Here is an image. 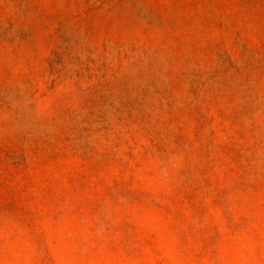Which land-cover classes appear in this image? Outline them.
Segmentation results:
<instances>
[{
    "label": "rangeland",
    "instance_id": "rangeland-1",
    "mask_svg": "<svg viewBox=\"0 0 264 264\" xmlns=\"http://www.w3.org/2000/svg\"><path fill=\"white\" fill-rule=\"evenodd\" d=\"M0 264H264V0H0Z\"/></svg>",
    "mask_w": 264,
    "mask_h": 264
}]
</instances>
